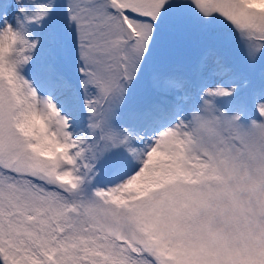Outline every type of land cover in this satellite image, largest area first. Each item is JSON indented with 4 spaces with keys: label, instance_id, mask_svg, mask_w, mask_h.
Listing matches in <instances>:
<instances>
[{
    "label": "snow or ice",
    "instance_id": "snow-or-ice-1",
    "mask_svg": "<svg viewBox=\"0 0 264 264\" xmlns=\"http://www.w3.org/2000/svg\"><path fill=\"white\" fill-rule=\"evenodd\" d=\"M0 264H264V0H0Z\"/></svg>",
    "mask_w": 264,
    "mask_h": 264
}]
</instances>
